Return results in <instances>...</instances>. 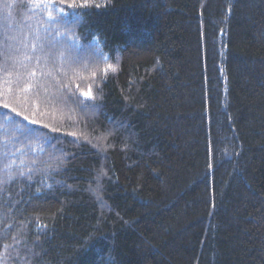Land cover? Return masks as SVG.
<instances>
[{
  "label": "trees",
  "instance_id": "obj_1",
  "mask_svg": "<svg viewBox=\"0 0 264 264\" xmlns=\"http://www.w3.org/2000/svg\"><path fill=\"white\" fill-rule=\"evenodd\" d=\"M82 2L0 0L5 264H264V0Z\"/></svg>",
  "mask_w": 264,
  "mask_h": 264
},
{
  "label": "snow or ice",
  "instance_id": "obj_2",
  "mask_svg": "<svg viewBox=\"0 0 264 264\" xmlns=\"http://www.w3.org/2000/svg\"><path fill=\"white\" fill-rule=\"evenodd\" d=\"M34 2L37 5H41V4H45V3L52 4L54 2V0H34ZM61 2L62 3L66 2V0H61ZM91 3H92V0H83V2L79 5V7H82V8L90 7ZM74 4H75V0H73V3L70 4L69 6L70 7L74 6ZM8 47L9 46L7 45V43H5L3 46H0V56L3 57V64H7L9 61H11L13 64H15L16 63V58L13 55L9 54ZM33 47H35V45H33ZM72 47L74 48L75 45H73ZM108 67L112 68L113 71L115 70L114 67L111 66V65H109ZM0 70H3V65H0ZM9 92H11V89H9ZM0 95H2V92H0ZM81 95L90 98L92 96L91 88H89L87 91L81 92ZM3 107L8 109V108H11V105L5 103V104H3ZM11 111L16 112V109L15 108H11ZM16 114L20 115L19 112H16ZM24 119L28 120L29 117L28 116H24ZM31 123H37V121L36 120H32ZM7 142H8L7 138H4L3 141H0V144L6 145ZM3 154L5 156L8 155V153L6 151ZM12 163L13 162H9V163L5 164L2 169H0V184L5 183V178L7 180H11L13 178L14 173L8 171L9 169H11ZM23 174H24L23 172L19 173V175H23ZM11 246L12 245H10V244L0 245V247H2L4 249L10 248ZM0 264H5V260H4V258L2 256H0Z\"/></svg>",
  "mask_w": 264,
  "mask_h": 264
}]
</instances>
